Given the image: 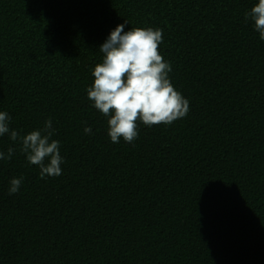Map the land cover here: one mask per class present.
<instances>
[{
    "label": "trees",
    "instance_id": "trees-1",
    "mask_svg": "<svg viewBox=\"0 0 264 264\" xmlns=\"http://www.w3.org/2000/svg\"><path fill=\"white\" fill-rule=\"evenodd\" d=\"M257 2L0 0V111L20 136L51 119L63 157L42 179L0 137L14 148L0 161V264H264V41L244 18ZM124 21L162 30L189 111L112 143L86 88Z\"/></svg>",
    "mask_w": 264,
    "mask_h": 264
},
{
    "label": "clouds",
    "instance_id": "clouds-1",
    "mask_svg": "<svg viewBox=\"0 0 264 264\" xmlns=\"http://www.w3.org/2000/svg\"><path fill=\"white\" fill-rule=\"evenodd\" d=\"M245 21L251 22L259 39L264 41V0H258L244 13ZM126 21L111 29L99 45L101 61L90 69L92 83L86 88L91 107L106 118L107 136L112 143L122 138L132 143L138 135V123L151 127L160 123L171 124L183 118L189 111V101L170 81L171 64L158 51L162 30L152 27H130ZM11 116L0 111V137L18 141L20 152L29 165L39 168L40 178L59 176L62 173L63 157L59 141L50 139L55 132L51 119L43 127L20 136L10 128ZM85 133L91 127L83 128ZM13 147L0 151V161L11 159ZM22 177L8 181L9 195L20 189Z\"/></svg>",
    "mask_w": 264,
    "mask_h": 264
}]
</instances>
